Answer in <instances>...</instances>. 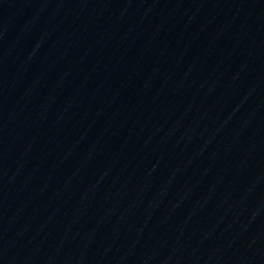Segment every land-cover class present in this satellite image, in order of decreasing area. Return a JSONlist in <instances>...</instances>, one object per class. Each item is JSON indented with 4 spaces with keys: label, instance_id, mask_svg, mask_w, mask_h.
Here are the masks:
<instances>
[{
    "label": "water",
    "instance_id": "95a60500",
    "mask_svg": "<svg viewBox=\"0 0 264 264\" xmlns=\"http://www.w3.org/2000/svg\"><path fill=\"white\" fill-rule=\"evenodd\" d=\"M0 264H264V0H0Z\"/></svg>",
    "mask_w": 264,
    "mask_h": 264
}]
</instances>
